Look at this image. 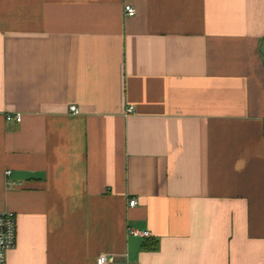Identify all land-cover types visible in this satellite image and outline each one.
Here are the masks:
<instances>
[{
  "label": "crops",
  "instance_id": "crops-1",
  "mask_svg": "<svg viewBox=\"0 0 264 264\" xmlns=\"http://www.w3.org/2000/svg\"><path fill=\"white\" fill-rule=\"evenodd\" d=\"M0 211L7 264H264V0H0Z\"/></svg>",
  "mask_w": 264,
  "mask_h": 264
},
{
  "label": "built area",
  "instance_id": "built-area-1",
  "mask_svg": "<svg viewBox=\"0 0 264 264\" xmlns=\"http://www.w3.org/2000/svg\"><path fill=\"white\" fill-rule=\"evenodd\" d=\"M126 14L133 16L136 14V9L130 4L125 5ZM69 110L72 113H78L79 108L76 104H71ZM128 112H133L134 107L130 106L127 109ZM8 120L21 121L22 115L19 112L7 115ZM129 204L134 206L137 204V200L132 198L129 200ZM132 235H138L143 237L150 236L149 231H140L137 229H130ZM17 236V215L13 211H0V264H7V253L13 249L16 245ZM96 264H117L112 257L107 254H101L96 260Z\"/></svg>",
  "mask_w": 264,
  "mask_h": 264
}]
</instances>
